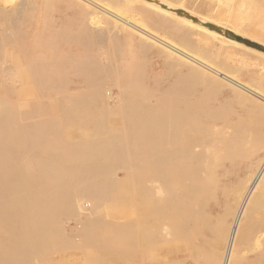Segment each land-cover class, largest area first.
I'll return each instance as SVG.
<instances>
[{"label":"rangeland","instance_id":"1","mask_svg":"<svg viewBox=\"0 0 264 264\" xmlns=\"http://www.w3.org/2000/svg\"><path fill=\"white\" fill-rule=\"evenodd\" d=\"M149 1L157 7L152 12L158 19L159 27L153 31L166 36L187 52L193 47L195 51L189 53L196 55L201 51L193 46L190 38L196 36L189 35L181 19H189L194 26H202L205 33L221 34L229 45L239 43L254 49L256 52H246L243 57L246 62L249 61L248 65L257 66L260 77L254 81L259 87L257 91L264 96V0ZM19 2L13 0L7 8ZM1 13L2 9L0 19ZM54 14L53 9L44 10L42 20L52 19ZM126 17L131 19L132 15L128 13ZM169 18L173 21H168ZM30 30L19 35L23 34L25 36L21 35V38H26ZM47 38V35L44 36V40ZM70 38L62 36L50 46L39 44L34 53L31 50L20 51L7 44L0 45V57L3 55L0 58V264H125V215L127 211L135 210L136 218L139 216L141 198L138 180L141 171H157L156 120L161 113L171 110L177 94L194 92L195 98L201 100L202 105L220 119V123H224L207 149L201 165L203 171L215 170L223 165L230 171H250L247 165L264 149V130L260 131L264 129V121L259 116L258 120L253 118L252 112L251 101L257 100L256 97L250 93L240 96L214 83L209 85L210 82L200 74L208 71L202 65L193 63L201 66V69L195 66L198 72L168 59L162 52L153 53L143 46L140 38L132 45L119 44L102 53L99 52L101 45L91 44L90 48ZM67 39L70 41L67 42ZM30 55H35L39 64L50 62L58 70L54 73L39 66L40 69L37 67L36 71H31L29 64L34 58L31 59ZM195 57L201 59L199 54ZM78 59H82L87 69ZM239 67L231 69L233 73L236 71L237 77L244 71ZM21 124L31 125L32 134L29 137L21 134ZM246 127L252 129L249 133L245 132L249 140L245 146L233 150L230 154L233 153L232 160L226 161L224 141L243 134ZM77 183L79 186L75 185ZM79 204L83 208L78 207ZM176 231L182 232L180 229ZM217 247L212 243L200 252L198 264H218L216 256H221L222 248Z\"/></svg>","mask_w":264,"mask_h":264},{"label":"bare ground","instance_id":"2","mask_svg":"<svg viewBox=\"0 0 264 264\" xmlns=\"http://www.w3.org/2000/svg\"><path fill=\"white\" fill-rule=\"evenodd\" d=\"M11 1L13 0H0V9H2L0 22L3 21L0 23V45L7 44L11 48H17L20 51L31 50V52L34 53L36 46L39 44L47 43V45L49 44L50 46L55 39H60L62 36H71L70 40L79 43V45L89 46L90 48L91 44L101 45L102 48L99 52L102 53L105 52L106 49L108 50L110 47L119 44L132 45L136 39L140 38L139 40H141L143 46L150 49L151 52L153 51V53L154 51L162 52L168 59L188 65L195 71L201 69V66L198 67L196 64L202 65L208 71L205 70L206 72L202 73L200 71L198 72L202 74L204 79H207L208 83L210 82L209 85L214 83L223 88L227 87L240 96L244 95L243 93H250L255 96L257 100L251 101L253 105V118L257 119L259 116L264 121V96L257 91L259 87L256 86L257 84H255L254 81L260 77L256 69L257 66L254 67L253 64L248 65L247 63L249 61L246 62L243 57V54L245 55L246 52H256L254 49L250 48L249 45H241L239 43H232V45H229L227 43L228 41L222 38L221 34L218 35L212 31L210 34L209 32L205 33L202 26L197 27L188 21L189 19H181L185 24L184 27L189 30V35L196 36V38L190 39L193 46L197 48V51H201L199 53L196 51L202 60L198 59L195 57L197 54L194 55L189 53L195 51L193 47L192 51L190 50L187 52L181 46L179 47L177 44L167 39L166 36H161L153 31L154 28L159 27V22L156 15L152 12L157 7L149 0H20L15 6H12V4L11 8H7V6L11 4ZM49 9H53L55 14L52 19L44 22L42 20V12ZM128 13L132 15L131 19L126 17ZM256 13L257 12H255V14ZM51 15H53V13H51ZM172 19L173 18H169L168 21L171 22L173 21ZM248 28H250V26ZM29 29H31L29 35H27L26 38H21V35H25H19V33ZM46 35L48 38L44 40V36ZM137 35H140V37H137ZM189 42L190 40L188 43ZM137 50L139 51V49ZM34 56L35 55H32L31 59L34 58ZM32 60L34 61L29 64L30 66L28 63L26 64L32 68L31 71H36V68L39 66L47 71H54V73L58 70V67H52L50 62H42L39 64L36 58ZM78 60H80L79 63L83 68L86 67L87 69L88 66L82 64V59ZM57 63H59V61ZM193 63L196 64L193 65ZM237 65H240V69H244L240 76L243 77L244 80L236 76L235 70V73L231 70ZM195 66L199 69L197 70ZM6 68L9 69V67ZM68 74L70 73L68 72ZM90 91L91 90H89V92ZM192 93L177 94L175 100L172 101L174 103L171 110H167L168 112L164 111L157 117L155 130L157 171H141L140 181L138 180V182H140L139 195L141 198L139 203V216L136 218L135 210H129L125 215V264H161L162 262L163 264H198L200 252L204 251L205 248H207L208 245H212V243H214L216 247L221 246L220 249L222 248L221 256H216L218 264H264V149L260 155L258 154L259 156L252 159L247 165L250 171H230V169L227 170V166L225 165L217 167L215 170L203 171L201 165L204 162L203 160L207 154V149L211 145V142H214V139L218 136L224 123H220V119L212 115L211 110L206 109V106L202 105V101L196 99V95ZM96 110H98V108H96L95 111ZM258 112H260V114H258ZM47 113L50 112L47 111ZM30 126L31 125H29V127L22 124L20 125L21 129H23L21 134L25 138L32 134ZM99 128H101V126ZM107 128L109 129V127ZM134 128L135 126L133 129ZM237 129L240 128L238 127ZM251 130V127H246L243 134L239 133L237 136H234V138L228 139L227 141L223 140L225 143L224 152L227 155L225 158L226 161L232 158L231 156L233 153L231 156L230 154L233 150H236L242 145L245 146V142L249 140V136H247L245 132L248 131L249 133ZM261 130L264 129H260V131ZM254 132L256 133V131ZM102 133L103 132H101V135ZM129 137L130 136H128V138ZM152 138L154 137L152 136ZM261 142L263 141L261 140ZM95 146L96 144H94V147ZM127 153L130 152L127 151ZM168 160L169 164L167 163ZM93 169L95 168L93 167ZM75 185H78V183ZM78 207L83 208V205L79 204ZM118 223L120 224V222ZM176 229H180L182 232H178ZM99 238H101V236ZM214 239L215 242H212ZM196 253L198 254L196 255ZM215 254L217 255L219 253Z\"/></svg>","mask_w":264,"mask_h":264}]
</instances>
